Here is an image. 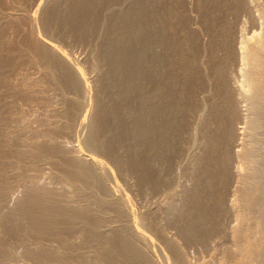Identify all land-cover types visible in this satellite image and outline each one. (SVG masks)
Instances as JSON below:
<instances>
[{"label":"rangeland","instance_id":"rangeland-1","mask_svg":"<svg viewBox=\"0 0 264 264\" xmlns=\"http://www.w3.org/2000/svg\"><path fill=\"white\" fill-rule=\"evenodd\" d=\"M262 166L264 0H0V264H260Z\"/></svg>","mask_w":264,"mask_h":264},{"label":"bare ground","instance_id":"bare-ground-1","mask_svg":"<svg viewBox=\"0 0 264 264\" xmlns=\"http://www.w3.org/2000/svg\"><path fill=\"white\" fill-rule=\"evenodd\" d=\"M141 1H143V0H141ZM139 2V1H138ZM151 2V1H150ZM154 2V1H153ZM144 3V2H143ZM137 4H135V6H136ZM148 5V4H147ZM142 6H144V5H142ZM152 5H150V9L152 8L151 7ZM155 6V5H154ZM138 7H139V5H138ZM146 7V6H145ZM137 8V7H136ZM135 9V8H134ZM133 8H132V11L134 12L135 10H134ZM144 9V8H143ZM149 9V8H148ZM147 10V9H146ZM152 10V9H151ZM130 11H131V9H130ZM154 11V10H153ZM136 12V11H135ZM134 12V13H135ZM138 12H140L139 11V9H138ZM141 13H142V11H141ZM153 13V12H152ZM149 14V13H148ZM154 14V13H153ZM144 15V14H143ZM126 17V16H125ZM125 17H123V20H125V21H123V20H121V24H120V29H121V31H120V35H119V37H121V40L120 39H117V41L118 40H120V41H122V39H124V42L126 41V43H128L129 44V40H130V38H128L127 39V32H126V28H129L130 26H131V28H136L135 29V33L134 32H132V30H130V32L132 33V35H133V37H135L134 39H136V37H137V31L141 28L140 27V24L138 23L139 21H137L138 20V18H137V20H135V18L132 20V23L131 24H128L127 23V19H129V18H125ZM130 17V16H129ZM136 17H139V13H138V16H136ZM144 16H142V18H143ZM147 17V16H146ZM149 17V16H148ZM131 19V18H130ZM129 19V20H130ZM147 19V18H146ZM140 20V19H139ZM143 21H144V18H143ZM130 22H131V20H130ZM141 23V22H140ZM144 23V22H143ZM142 24V23H141ZM147 24V23H146ZM146 24H144V25H146ZM151 24H153V23H151ZM129 26V27H128ZM144 27V26H143ZM151 27V26H150ZM118 29H119V27H118ZM130 29V28H129ZM138 29V30H137ZM144 29V28H143ZM147 31V30H146ZM129 32V31H128ZM142 32V31H141ZM142 34V33H141ZM146 34V33H145ZM128 35H130L129 33H128ZM132 38V37H131ZM152 38V37H151ZM116 39V38H115ZM161 40H162V38H160ZM158 40V39H157ZM119 42V41H118ZM123 41L121 42V43H124ZM161 42V41H160ZM120 43V42H119ZM133 43V42H132ZM128 44H126L125 45V43L124 44H122V45H120L118 48H115L114 50H117V52H121V54H117V55H112L113 57H111L110 56V58H111V60H112V64H111V66H113V68L117 71L118 70V72H119V70L120 71H122V70H125V72H137V71H139V69H135V67H134V69L136 70V71H133L132 69L130 70V67H132L131 65H133V63L134 62H136V63H138L139 64V61H138V55L136 54V53H133V51L134 50H132L131 49V47H130V45H128ZM117 45V44H116ZM115 45V46H116ZM131 45H133V44H131ZM135 45V44H134ZM137 45V44H136ZM51 47H53V46H51ZM113 47H114V45H113ZM112 47V48H113ZM53 49V48H52ZM56 49V48H55ZM54 50V49H53ZM137 53H138V51H137ZM241 53V52H240ZM112 54H114V53H112ZM240 55H242V54H240ZM263 55V54H262ZM249 56V55H248ZM140 57V56H139ZM149 57V56H148ZM159 57V56H158ZM254 57V56H253ZM140 58H142L143 59V57H140ZM246 58V57H245ZM65 59V58H64ZM156 59V58H155ZM244 59V58H243ZM256 59V58H255ZM248 60V59H247ZM250 60V59H249ZM252 60V59H251ZM144 61V60H143ZM252 61H254V60H252ZM146 62V61H145ZM248 62H251V61H248ZM140 63H141V61H140ZM147 63V62H146ZM56 64V63H55ZM72 64V63H71ZM131 64V65H130ZM143 64V63H142ZM145 64V63H144ZM252 64H253V62H252ZM251 64V65H252ZM73 65V64H72ZM137 65V64H136ZM137 67H139L138 65H137ZM136 67V68H137ZM158 67V66H157ZM146 68V67H145ZM113 69V70H114ZM74 70V69H73ZM130 70V71H129ZM142 70V69H141ZM255 70H256V68H255ZM157 71V70H156ZM112 72H114V71H112ZM141 72V71H140ZM143 72H144V70H143ZM143 72H142V74H143ZM111 73V72H110ZM122 73V72H121ZM120 73V74H121ZM116 74H119V73H117L116 72ZM123 74V73H122ZM130 74H132V73H130ZM139 74V73H138ZM137 74V75H138ZM255 74V73H254ZM80 75V74H79ZM115 75V74H114ZM124 75H127V73H125V74H123V77H122V75L121 76H119V79L120 80H122V79H125L126 77L124 76ZM148 75V74H147ZM135 76V75H134ZM76 77V76H75ZM79 77V82H80V84H81V87H82V95L84 96V98L86 97V95H87V93H88V89H87V85H86V83L84 82V81H82V80H80V76H78ZM135 77H137V76H135ZM143 77H145V76H143ZM129 77H127V79H128ZM131 78V77H130ZM74 79V78H73ZM77 79V78H76ZM134 79V78H133ZM132 79V80H133ZM136 79V78H135ZM134 79V81H136ZM65 80V79H64ZM111 80H115V79H111ZM71 81H73V80H71ZM125 82H126V80H124ZM138 81H140V80H138ZM75 82H77V81H75ZM78 82V83H79ZM114 82H116V80L114 81ZM120 82H122V81H120ZM133 82V81H132ZM131 82V83H132ZM137 82V81H136ZM141 82V81H140ZM113 83V82H112ZM130 82H128V84H131ZM138 83V82H137ZM136 83V84H137ZM75 84V83H74ZM114 84L115 83H113V86H114ZM123 84V83H122ZM119 84L117 83V86H118ZM132 86V85H131ZM156 86V85H155ZM78 87V86H77ZM80 87V88H81ZM115 87V86H114ZM121 87V86H120ZM129 87V86H128ZM143 87H145V86H143ZM116 88V87H115ZM124 88H126L125 87V85H124ZM75 89V88H74ZM122 89H123V87H122ZM121 89V90H122ZM129 89V88H128ZM139 89V88H138ZM256 89V88H255ZM119 90V89H118ZM258 90V89H257ZM142 91V89H140V92ZM144 91V90H143ZM125 92V91H124ZM139 92V93H140ZM78 93V92H77ZM120 93H123V92H119V94ZM256 93V92H255ZM254 93V94H255ZM258 93V92H257ZM255 94V96H253L254 98H255V105H254V107L257 109V107H259L258 106V104L256 103V101H257V95L258 94ZM128 94H129V91H128ZM253 94V95H254ZM88 96V95H87ZM123 97V96H122ZM252 97V99H254ZM146 98V97H145ZM152 98V97H151ZM261 98V97H260ZM259 98V99H260ZM144 101V100H143ZM143 101H141V102H143ZM147 101V100H146ZM146 101L144 102V103H146ZM253 101V100H252ZM140 102V103H141ZM258 102V101H257ZM115 103V102H114ZM129 104V103H128ZM127 104V105H128ZM135 104V103H134ZM254 104V103H253ZM142 105H143V103H142ZM114 106V105H113ZM130 106V105H129ZM143 106H145V105H143ZM147 106V105H146ZM79 107V106H78ZM149 107V106H148ZM148 107H146V108H148ZM150 108V107H149ZM152 108V107H151ZM158 108V107H157ZM156 108V109H157ZM162 108V107H161ZM120 111V110H119ZM132 111V110H131ZM140 112V111H139ZM150 112V111H149ZM166 112V111H165ZM155 113H156V111H155ZM168 113V112H167ZM256 113H259V110L257 109V112ZM80 114V113H79ZM123 114V113H122ZM131 114V113H130ZM133 114V113H132ZM153 114H154V112H153ZM146 115V114H145ZM156 115V114H155ZM244 115V114H243ZM149 116V115H148ZM154 116V115H153ZM169 116V115H168ZM260 116V115H259ZM144 117V116H143ZM156 117V116H155ZM241 117V116H240ZM147 118V117H146ZM157 119V118H156ZM200 119V118H199ZM193 121V120H192ZM140 122H142V124H141V126L139 125L140 123H138V129H137V133L141 136V138H143L144 140H146V141H148V139H149V137L151 136V134L153 133V132H155V128H154V126H155V124L154 125H152L151 123H150V121L148 120V119H141V121ZM151 122H154V121H151ZM254 122V121H253ZM258 122V121H257ZM257 122H254V125L257 123ZM259 123V122H258ZM257 123V124H258ZM137 124V123H136ZM157 125V124H156ZM195 126V125H194ZM239 129H241V131L243 132V127L241 128V127H238ZM238 128H237V130L236 131H239L238 130ZM245 128V127H244ZM157 130V129H156ZM195 130V129H194ZM241 132V133H242ZM238 135H239V133H237ZM243 134V133H242ZM245 134V133H244ZM236 135V134H235ZM240 137V136H239ZM151 138V137H150ZM244 139V138H243ZM90 140V139H89ZM238 141L240 140V138L239 139H237ZM144 142V141H143ZM234 143H232V145H233ZM240 144H238L237 143V141L235 142V144H234V147H238ZM240 148V147H239ZM239 148H236V149H239ZM242 148V147H241ZM240 148V149H241ZM233 149V148H232ZM234 150V149H233ZM239 150H237V152H238ZM236 152V153H237ZM246 156V155H245ZM246 159V158H245ZM89 160V159H88ZM87 161V160H86ZM90 161V160H89ZM88 162V161H87ZM90 163V162H89ZM91 163H92V165H93V167H94V169L95 170H97L98 172H100L101 174H107L108 173V169H107V167L106 166H104L101 162H99V161H96V160H91ZM92 167V166H91ZM92 167V168H93ZM263 168H262V170H260L261 172L259 173V176H260V180H261V182H260V186H261V188H262V191H260V192H262V195H261V197L260 196H258V197H260L259 199H257L256 200V202H258V205H259V207L261 208V210L263 211V216H262V221H263V223L262 224H264V166H262ZM93 169V170H94ZM234 171V170H233ZM102 175V176H103ZM208 179V178H207ZM206 179V180H207ZM258 180H259V177H258ZM209 181V180H208ZM259 182V181H258ZM257 183V182H256ZM258 184V183H257ZM111 186V185H110ZM258 188V187H257ZM261 188H258V189H261ZM105 189V188H104ZM109 189V188H108ZM109 191V190H108ZM118 193L119 192H117V190L114 188V187H110V191H109V195H108V197L111 199V200H113V201H116V203L119 205V207L121 208V209H123L125 212H126V214L125 215H127L126 217L128 218H125V219H127L128 220V222L129 223H127V224H130V225H128V226H131V228H132V230L134 229L135 230V227H134V225L135 224H132V220H129V219H131V215L129 214V212H128V210H127V206L126 205H124V201H122V199L120 198V196L118 195ZM247 199V198H246ZM108 201V200H107ZM106 202V201H105ZM124 202V203H123ZM254 202V201H253ZM252 202V203H253ZM257 205V206H258ZM113 206V205H112ZM118 207V208H119ZM258 209V208H257ZM260 210V209H259ZM122 211V210H121ZM123 211V212H124ZM262 211H260V212H262ZM261 222V221H260ZM126 228V227H125ZM130 228V227H129ZM136 229H137V227H136ZM264 229V228H263ZM131 232H133V231H131ZM133 234L135 235V232H133ZM115 235V234H114ZM125 237V236H124ZM114 238V237H113ZM111 240V239H110ZM259 240V239H258ZM114 241H116L117 242V245H112V243H111V248H115L116 250H117V252H118V254L125 260V263L126 264H149V262H147L146 260H145V258L140 254V252L136 249V248H134L132 245H130L129 243H127V240H125L124 238H123V236H119L118 238H116V240H114ZM136 241H138L139 243H141V244H145L146 245V242H145V240H144V238L143 237H141L140 235H139V231H136ZM110 242V241H109ZM131 242V241H130ZM115 243V242H114ZM132 243V242H131ZM259 244H260V242H259ZM140 245V244H139ZM262 245V244H261ZM254 248V247H253ZM249 252V251H248ZM251 253V252H250ZM250 253H248V254H250ZM254 253V252H253ZM251 255V254H250ZM255 255V254H254ZM257 255V254H256ZM261 262H260V264H264V249H263V251L261 252ZM250 259V258H249ZM253 259V258H252ZM246 264V263H245Z\"/></svg>","mask_w":264,"mask_h":264}]
</instances>
